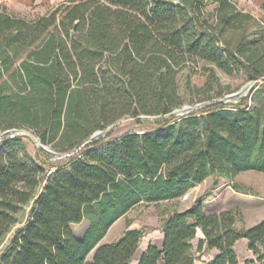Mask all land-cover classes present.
<instances>
[{
	"label": "trees",
	"instance_id": "obj_1",
	"mask_svg": "<svg viewBox=\"0 0 264 264\" xmlns=\"http://www.w3.org/2000/svg\"><path fill=\"white\" fill-rule=\"evenodd\" d=\"M255 22L232 0H67L33 20L0 7V134L30 128L67 154L45 169L19 135L0 139V245L11 234L0 264H132L142 230L101 241L134 207L181 198L210 176L264 172V103L218 92L172 114L185 104L178 77L187 63L202 62L212 77L215 67L264 77V26L247 32ZM226 29L242 32L233 46ZM127 117L142 131L86 142ZM204 208L198 199L168 215L161 244L133 264H195L203 247L217 252L204 264H239V239L264 259V219L238 228L233 212ZM84 220L76 237L71 226Z\"/></svg>",
	"mask_w": 264,
	"mask_h": 264
},
{
	"label": "rangeland",
	"instance_id": "obj_2",
	"mask_svg": "<svg viewBox=\"0 0 264 264\" xmlns=\"http://www.w3.org/2000/svg\"><path fill=\"white\" fill-rule=\"evenodd\" d=\"M236 3L239 10L251 14L256 22L251 23V27L247 30L250 36L257 33L259 26H264V14L261 9L254 8L249 1L243 2L242 5L237 0H232ZM0 7H5L9 12L23 17L28 20H33L39 15L46 14L52 7L45 8L44 4L32 5L25 11L16 12L13 9L6 7L0 3ZM214 5L208 4L206 10L212 12ZM241 31L226 29L222 34L224 43L231 46L238 41ZM207 65L202 62L198 64L187 63L181 70L178 77L179 92L185 101V105L201 104L197 102L206 96H216V93H223V96L239 91L242 87L249 84L251 85L246 92L238 99V102L243 100L245 96H250L249 105L261 106L264 103V86H256V82H263L264 77L257 80H250L244 72H234L227 74L226 72L214 69V76L212 77L209 71H206ZM212 83L211 87L208 85ZM193 87L192 94L187 92V84ZM194 102V103H193ZM146 120H154L151 118H142ZM156 119V118H155ZM132 129L138 132L142 131V127L135 123L133 118H122L115 125L106 131H111V136H118L125 131ZM14 135H19L32 157H37L40 162L46 164L45 169H48L47 164H55L64 159L67 154L57 151L51 147V144H46L55 153L57 158L45 152L36 141L39 139L34 130L26 127L15 129ZM237 185V190L233 188ZM202 199L204 209L207 213H221L223 211H231L236 216V226L238 228H249L264 219V172L258 171H243L235 176L232 180L226 179L221 176H210L202 183L191 188L183 197L163 201L158 204L141 203L130 210L125 217L120 218L109 229L101 243L114 242L120 239L126 229H140L143 231L144 236L140 241L137 253L132 261V264L137 261L142 251L148 244L160 245L162 240L161 226L163 220L175 211H184L190 208L194 202ZM30 206H26L18 214L19 222L16 227L21 226L28 217V210ZM88 226L86 220L78 225H72L71 230L76 237H81L84 230ZM10 235H7L5 240L0 245V253L3 247L7 244ZM198 239L193 240V245L196 247ZM239 264H263L264 259L257 260V255L248 249L247 240L239 239L234 245ZM217 252L215 250H207L203 247L200 252H196L197 260L195 264H204L207 260L212 258ZM91 253L89 259L92 258Z\"/></svg>",
	"mask_w": 264,
	"mask_h": 264
},
{
	"label": "water",
	"instance_id": "obj_3",
	"mask_svg": "<svg viewBox=\"0 0 264 264\" xmlns=\"http://www.w3.org/2000/svg\"><path fill=\"white\" fill-rule=\"evenodd\" d=\"M251 85V82L247 85H245L244 87H242L239 91L237 92H234V93H231L229 95H226L222 98L223 101L225 102H237L238 99L240 97H242V95L246 94V92L248 91L249 87ZM204 103H201V104H195V105H188V104H184L183 106H181L180 108H176L175 110H173L172 114H175V115H179V116H182V115H185V114H188L190 113L191 111L201 107ZM142 118H151V119H155L156 117H146V116H142ZM112 126L108 127L107 129H110ZM106 129V130H107ZM106 130H97L95 131L93 134H91V136L89 137V139L86 141V142H89L93 139H96L98 138L99 136L101 135H104ZM16 132L15 129H11V130H6L4 132H2L0 134V139L6 135V134H9L10 136H14V133ZM85 142V143H86ZM36 144L37 146H39L42 150H44L45 152L53 155L54 158H57V153H55L49 146L47 145H44L40 139H38L36 141Z\"/></svg>",
	"mask_w": 264,
	"mask_h": 264
},
{
	"label": "crops",
	"instance_id": "obj_4",
	"mask_svg": "<svg viewBox=\"0 0 264 264\" xmlns=\"http://www.w3.org/2000/svg\"><path fill=\"white\" fill-rule=\"evenodd\" d=\"M65 1L67 0H0V3L5 5L6 7L13 9L16 12H21V11H25L28 7H31L32 5L44 4L45 8H48ZM237 1L240 5H242L243 2L249 1V3H251V5L254 8L261 9L262 14H264V0H237ZM196 238L197 239L203 238V234L200 228H197Z\"/></svg>",
	"mask_w": 264,
	"mask_h": 264
}]
</instances>
